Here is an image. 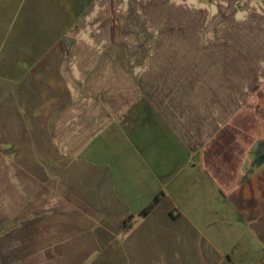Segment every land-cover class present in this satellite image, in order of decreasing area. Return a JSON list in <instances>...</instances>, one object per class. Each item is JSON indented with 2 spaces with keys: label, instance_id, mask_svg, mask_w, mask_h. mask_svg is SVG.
<instances>
[{
  "label": "crops",
  "instance_id": "1",
  "mask_svg": "<svg viewBox=\"0 0 264 264\" xmlns=\"http://www.w3.org/2000/svg\"><path fill=\"white\" fill-rule=\"evenodd\" d=\"M116 3L0 0V264H235L213 242L264 208V63L126 41Z\"/></svg>",
  "mask_w": 264,
  "mask_h": 264
},
{
  "label": "rangeland",
  "instance_id": "2",
  "mask_svg": "<svg viewBox=\"0 0 264 264\" xmlns=\"http://www.w3.org/2000/svg\"><path fill=\"white\" fill-rule=\"evenodd\" d=\"M128 1L117 0L114 10L120 12L123 9H131L143 15L140 19H129V17L126 21L118 19L122 26L124 24L126 26L123 27L124 32L127 33L126 41H142L144 36L142 27L163 26L164 30H160L159 35L165 33L166 46L173 42H195L202 46L207 42L243 43L244 48L247 49L244 51L247 58H251L252 53L257 54L254 55L255 57L259 54L261 62L264 63V0H130V9H128ZM111 21L113 24L116 23L114 19ZM128 32H131V35ZM155 38L157 36H153L151 42H157ZM129 53L143 58H148L150 55L148 52L139 51ZM256 215L259 223L255 227L247 223L249 221L247 217L244 223L237 227L228 228L224 225L219 227L220 236L216 237L221 241L216 240L213 243L223 252L232 251L235 264H264V208ZM248 232L257 241L254 251H247ZM234 245L237 246L234 248ZM19 250L21 249L14 248V242L10 237L9 242L4 244L5 252H1L18 254ZM239 252L241 254H238Z\"/></svg>",
  "mask_w": 264,
  "mask_h": 264
},
{
  "label": "trees",
  "instance_id": "3",
  "mask_svg": "<svg viewBox=\"0 0 264 264\" xmlns=\"http://www.w3.org/2000/svg\"><path fill=\"white\" fill-rule=\"evenodd\" d=\"M163 195H159L157 196L151 203L148 207H146L139 215V217L141 218H144L146 217L157 205L158 203L160 202L161 200V197ZM133 224H134V216H128L124 222L122 223V227H123V232L124 233H127L129 232L132 227H133Z\"/></svg>",
  "mask_w": 264,
  "mask_h": 264
},
{
  "label": "water",
  "instance_id": "4",
  "mask_svg": "<svg viewBox=\"0 0 264 264\" xmlns=\"http://www.w3.org/2000/svg\"><path fill=\"white\" fill-rule=\"evenodd\" d=\"M258 156H264V144H260L258 150Z\"/></svg>",
  "mask_w": 264,
  "mask_h": 264
}]
</instances>
